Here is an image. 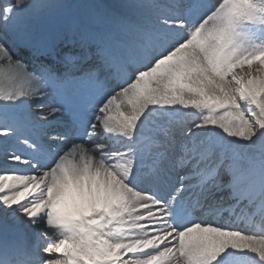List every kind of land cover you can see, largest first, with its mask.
Returning a JSON list of instances; mask_svg holds the SVG:
<instances>
[{
  "label": "snow or ice",
  "instance_id": "snow-or-ice-1",
  "mask_svg": "<svg viewBox=\"0 0 264 264\" xmlns=\"http://www.w3.org/2000/svg\"><path fill=\"white\" fill-rule=\"evenodd\" d=\"M0 229V264H264V0H0Z\"/></svg>",
  "mask_w": 264,
  "mask_h": 264
},
{
  "label": "bare ground",
  "instance_id": "bare-ground-1",
  "mask_svg": "<svg viewBox=\"0 0 264 264\" xmlns=\"http://www.w3.org/2000/svg\"><path fill=\"white\" fill-rule=\"evenodd\" d=\"M105 1L107 2L106 4L111 5L110 2H112L113 0H105ZM124 2H125V0H114L113 3H112V5L113 6H118V5H120V4L124 3ZM9 235H13V233L10 231L9 234H8V236Z\"/></svg>",
  "mask_w": 264,
  "mask_h": 264
},
{
  "label": "rangeland",
  "instance_id": "rangeland-1",
  "mask_svg": "<svg viewBox=\"0 0 264 264\" xmlns=\"http://www.w3.org/2000/svg\"><path fill=\"white\" fill-rule=\"evenodd\" d=\"M114 1V0H113ZM112 2H110V4L112 5ZM65 2H68V3H77V2H80V0H65ZM100 3H103V4H106L107 2L105 0H99ZM109 2V1H108ZM0 232H2L3 234V231L2 229H0Z\"/></svg>",
  "mask_w": 264,
  "mask_h": 264
}]
</instances>
